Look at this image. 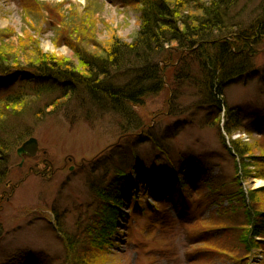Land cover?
<instances>
[{
    "label": "rangeland",
    "instance_id": "rangeland-1",
    "mask_svg": "<svg viewBox=\"0 0 264 264\" xmlns=\"http://www.w3.org/2000/svg\"><path fill=\"white\" fill-rule=\"evenodd\" d=\"M143 1L0 0L4 66L31 73L42 53L83 75L77 52L101 57L116 42L131 43ZM234 1L229 15L237 25L264 21V0ZM252 50L234 61L244 73L224 89L222 104L243 115L224 138L215 120L206 123L209 98L197 90L204 71L187 53L164 69L172 93L163 87L138 108L115 109L88 86L69 95L58 86L50 94L26 92L0 105V264H72L79 257L92 264H264V236L250 239L248 253L235 241L242 236L233 224L252 201L264 218V37ZM114 71L107 82L122 84L131 74ZM30 137L36 148L18 155ZM185 160L195 168L184 167ZM115 181L123 190L116 226L102 234L108 223H97L113 202L103 194ZM219 220L228 224L210 225Z\"/></svg>",
    "mask_w": 264,
    "mask_h": 264
},
{
    "label": "trees",
    "instance_id": "trees-1",
    "mask_svg": "<svg viewBox=\"0 0 264 264\" xmlns=\"http://www.w3.org/2000/svg\"><path fill=\"white\" fill-rule=\"evenodd\" d=\"M235 3L234 0H209L208 2L172 0L169 3L165 0H144L140 8V27L131 43L116 42L101 57L91 55L90 52H77L78 60L85 68L83 75L69 71L65 66L52 60H46L42 53L40 59L35 61L31 73L15 72L10 69V63L4 66L8 58L2 52L0 66H4V69H0V85L2 84L6 92L0 98L1 109L15 102L13 97L21 98L22 93L31 92L34 96H39L41 93L50 94V91L57 86L63 90L61 94L67 95L69 92L74 93L76 86L86 88L88 86L93 91L90 92L91 94L107 98L115 109L117 106L120 108L122 104L138 108L144 103L145 96L154 94L163 87H171V84L165 82L164 69L170 67L175 59L184 62V58L198 57L201 69L204 71L205 79L203 80L206 82L203 84L200 81V87H197V90L201 89L205 93L204 96L209 98L205 101L209 113V116L205 117L206 123L210 124L215 120L217 130L220 132L219 136L224 138L222 133L231 136L233 131L239 129L240 122L238 117L226 108L225 104H222L224 89L237 76L244 73L241 72L242 64L236 65L234 61L244 52H248L246 56L252 54L254 45L264 37V21L256 20L250 26L243 28L236 24L234 16L230 17L229 10L234 9ZM166 46L168 47L165 48ZM162 53L164 54L161 55ZM185 53L187 54L183 58ZM113 70L131 74L127 81L121 82L122 84L107 82L110 71ZM238 73L240 75H237ZM101 80L102 82L99 83L98 81ZM17 81L19 85L12 87ZM170 89H168L169 92L172 91ZM213 107L216 108L215 113ZM222 107L227 113L223 119L221 131L218 125ZM131 115L132 112L129 117H132ZM129 128L131 127H128V130ZM229 143L239 158L243 157L246 151L242 146L236 140L230 139ZM183 166H188L187 168L191 170L195 168V164L188 160H185ZM143 168L146 169V167ZM136 172L139 173V169ZM192 174V177L200 175L197 172ZM0 176H3L2 172ZM113 183L115 185L112 187ZM118 183V181L112 182L103 194L106 199L113 202H109L108 207L104 206L107 216L97 223L98 226L104 220L108 223L105 229H99L102 234H105L106 230H113L116 226L113 213L119 210L118 206H115L117 205L115 201L123 196V190L118 187ZM239 195L237 192L236 197ZM239 197L240 202L241 195ZM239 210L242 215L241 222L235 221L233 224H236V235L239 233L242 238L235 236V241L239 246L244 247L248 242H252L250 239L253 237L264 236V218L260 216L261 209L253 201L248 206L242 204V209ZM108 211H111L112 218L108 215ZM254 216L257 218L255 219ZM250 223H253L252 230L249 229ZM215 224L220 225V228L228 223L224 220L210 222V225ZM90 229L88 225L86 227L88 234ZM69 247L74 248L71 244ZM244 248L247 250L249 247ZM236 256L240 255L235 254L234 257ZM78 259L72 264H92L88 260L86 262V258Z\"/></svg>",
    "mask_w": 264,
    "mask_h": 264
},
{
    "label": "water",
    "instance_id": "water-1",
    "mask_svg": "<svg viewBox=\"0 0 264 264\" xmlns=\"http://www.w3.org/2000/svg\"><path fill=\"white\" fill-rule=\"evenodd\" d=\"M36 148V140L34 138H29L23 145L18 149V153L28 151L32 153Z\"/></svg>",
    "mask_w": 264,
    "mask_h": 264
},
{
    "label": "bare ground",
    "instance_id": "bare-ground-1",
    "mask_svg": "<svg viewBox=\"0 0 264 264\" xmlns=\"http://www.w3.org/2000/svg\"><path fill=\"white\" fill-rule=\"evenodd\" d=\"M250 75L249 76H252L253 75V73L251 72V73H249ZM252 74V75H251ZM256 76H258L257 74H255ZM252 77H254V76H252ZM2 88H0V90H1ZM222 114H220V120L221 119H224V117H225V114L227 113L226 112V109H224L222 112H221ZM235 115L238 117V120L241 122V121H243V115H241V113H239V112H236L235 113ZM223 116V117H222ZM236 157V156H235ZM234 158V157H233Z\"/></svg>",
    "mask_w": 264,
    "mask_h": 264
}]
</instances>
